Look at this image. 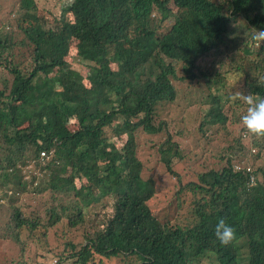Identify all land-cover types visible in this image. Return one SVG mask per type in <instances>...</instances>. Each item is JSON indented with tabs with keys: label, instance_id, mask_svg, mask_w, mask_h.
<instances>
[{
	"label": "trees",
	"instance_id": "trees-1",
	"mask_svg": "<svg viewBox=\"0 0 264 264\" xmlns=\"http://www.w3.org/2000/svg\"><path fill=\"white\" fill-rule=\"evenodd\" d=\"M52 1L47 9L20 0L7 11L14 23L0 21V190L14 189L4 198L21 255L22 230L46 240L66 222L87 229L58 264H195L209 253L219 264H264V137L246 132L247 105L229 100L235 91L264 97V42L252 39L264 30V0ZM72 50L86 76L72 68ZM182 87L201 90L203 139L222 130L230 138L218 168L193 182L175 173L176 214L161 219L137 135L164 134L161 162L172 172L186 133L173 134L159 111L173 113ZM32 163L41 169L32 192L48 199L27 215L17 192L26 191ZM183 194L193 198L185 218ZM221 216L237 233L228 247L213 233Z\"/></svg>",
	"mask_w": 264,
	"mask_h": 264
},
{
	"label": "rangeland",
	"instance_id": "rangeland-1",
	"mask_svg": "<svg viewBox=\"0 0 264 264\" xmlns=\"http://www.w3.org/2000/svg\"><path fill=\"white\" fill-rule=\"evenodd\" d=\"M1 1H5L6 4L1 2L2 7L5 9L0 12V21H5V23H14V14L7 13V11L13 6L17 7L20 0ZM36 1L39 3L41 8L52 9L55 6L52 0ZM48 22L51 23L52 20L49 19ZM72 53L73 55L70 58L72 68L80 72L83 76H86L87 68H85L83 65H80V63L76 60V57L74 56L76 50H72ZM250 69H252V67H250ZM246 72H248V69ZM53 75H55V72L51 75V77ZM181 90L182 96L180 99L175 101L173 113H169V110H167L168 108L166 106L164 109L159 111L162 113V119L165 122L171 124V130L173 131L171 132L173 134L177 133L181 127H183V130L186 133V135L183 136V139L181 140V143L183 144L182 161H175L172 172H169L167 166L161 162V142L166 138L164 134L163 138L160 139H156L154 136L146 135L144 133H139L137 135V153L144 160V165L146 167L144 170V175L146 178L153 177L157 181L156 189L158 192L150 204L152 210L155 212V214L159 215L161 219H172L176 214V209L173 207V205L175 204V193L179 189L180 182L178 181V177L175 175V173H179L184 182H193L198 178V174L218 168L221 166V162L219 160L221 157L220 153L228 146L227 139L230 138L223 132V130H220L222 136H217L212 131V133L207 138L203 139L204 137L201 135L200 130L198 129L201 119L196 117L198 114H206V111L202 110L197 104V101L201 96V90L197 87H194L191 91L188 90L187 87H182ZM183 106H191L188 117L184 122L178 120V117H181L178 114V109L182 108ZM77 128L78 126L73 125L72 130ZM237 128V131H239L242 127L237 126ZM176 139L180 140L178 138ZM224 139H226V141ZM118 146L120 147L119 144ZM152 153L154 157L148 159ZM42 156L46 157L43 153ZM48 160L49 158L46 161ZM27 171L29 172V178L26 180L28 183L27 189L24 192L19 190L17 195L19 197L18 205L22 207L27 215H31L42 208V205H44L45 201L48 199V194L39 196L32 192L36 185H32L33 177L37 176V179H39L41 176V169L37 168L36 165L32 163L30 164ZM13 192V187H9V191L0 190V264H19L16 263L17 261H20L21 264L22 257H24L25 260L29 262V264H58L59 258L56 256L63 255L66 257L69 254V249L67 248L68 243L78 245L83 242L87 226L72 230L68 228L66 222H63L49 231V236L46 240L39 232L35 234V232L32 233L28 230H22L19 236L21 241L24 240L25 244V255L22 254V256L19 246L15 243L17 242L16 239H14L9 233L12 231V229L9 227V224L12 223V209L10 208L11 203H9V199L4 198V194L7 193L9 196ZM181 197L186 203L181 210L182 217L185 218L186 216L192 215L188 206L193 201V198L184 194ZM62 262V264H73L72 260L69 259H65ZM96 264L127 263L123 259L105 261L103 263L97 259ZM195 264L219 263L217 262L216 256L212 253H209Z\"/></svg>",
	"mask_w": 264,
	"mask_h": 264
},
{
	"label": "clouds",
	"instance_id": "clouds-1",
	"mask_svg": "<svg viewBox=\"0 0 264 264\" xmlns=\"http://www.w3.org/2000/svg\"><path fill=\"white\" fill-rule=\"evenodd\" d=\"M252 39L258 43L264 42V30L254 29ZM229 100H240L247 105L246 111L241 117L243 128L248 134L264 137V97L235 91ZM213 233L216 240L224 247L233 245L237 240L236 229L223 216L217 218Z\"/></svg>",
	"mask_w": 264,
	"mask_h": 264
},
{
	"label": "built area",
	"instance_id": "built-area-1",
	"mask_svg": "<svg viewBox=\"0 0 264 264\" xmlns=\"http://www.w3.org/2000/svg\"><path fill=\"white\" fill-rule=\"evenodd\" d=\"M44 154V153H43Z\"/></svg>",
	"mask_w": 264,
	"mask_h": 264
}]
</instances>
